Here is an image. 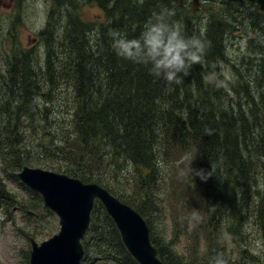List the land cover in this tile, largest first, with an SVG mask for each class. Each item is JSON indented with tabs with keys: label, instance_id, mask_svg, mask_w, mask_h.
<instances>
[{
	"label": "trees",
	"instance_id": "1",
	"mask_svg": "<svg viewBox=\"0 0 264 264\" xmlns=\"http://www.w3.org/2000/svg\"><path fill=\"white\" fill-rule=\"evenodd\" d=\"M15 1L19 10L22 0ZM214 1L220 3L217 12L211 9L199 18L190 2L181 6L178 0H53L39 33L45 65L34 60L35 49L20 51L16 35L14 48L4 51L0 159L8 180L18 182L17 173L36 156L57 157L63 165L51 169L99 184L137 210L165 264H209L220 252L229 264H264V12L255 3ZM85 3L98 5L105 21H84L80 10ZM162 6L175 11L187 34L201 35L208 45L205 66H195L173 86L118 58L108 35L109 30L138 35ZM11 27L13 34L16 23ZM237 29L255 36L251 47L246 45L250 56L239 55L233 63L228 42ZM221 63L234 70L235 82L223 75L218 79L214 65ZM209 74L223 86L206 84ZM181 155L190 168L187 201L201 207L192 230L206 241L204 251L192 245L185 255L175 249L179 232L166 243L155 224L156 213H162L156 199L163 203L166 190L174 191L179 183ZM9 162L17 171L9 174ZM191 167L212 175L206 181L191 179ZM115 178L126 181L120 184L123 192L112 187ZM26 197L35 213L16 203L0 178V206L8 218L9 207L19 205L28 224H34L39 211L54 215L40 194L29 190ZM246 221L253 226L247 229ZM185 224L187 229L190 224ZM225 237L238 247L236 252L227 248ZM84 245L81 264H139L98 201Z\"/></svg>",
	"mask_w": 264,
	"mask_h": 264
},
{
	"label": "rangeland",
	"instance_id": "2",
	"mask_svg": "<svg viewBox=\"0 0 264 264\" xmlns=\"http://www.w3.org/2000/svg\"><path fill=\"white\" fill-rule=\"evenodd\" d=\"M187 2H190V7L193 10V4L190 0H184V5ZM52 3L53 0H22L20 9L17 10L15 0H1L0 75H2L1 64L4 56V51H11V49L14 48L12 38L15 35L18 42L20 43V51L33 52L32 50L35 49L34 51L37 59L34 57V60L38 62L40 66L45 65L46 48L45 44L41 41L39 33L46 26V22L48 20L47 17L50 13ZM227 3L233 4L240 2ZM219 4V2H215L214 0H203L199 5L198 11L194 12H196V15H198L199 18H202L205 17L206 14L209 15V10L211 9H213L214 12H217ZM80 14L84 21H105L104 12L96 4H83L82 9L80 10ZM17 15L18 17L16 21L13 22L17 25L16 30L13 29V34H10L12 28L11 25L13 24H11L10 22H12L13 19L15 20V16ZM205 24L202 25V30ZM238 27L239 24L237 25V28ZM202 30H199L200 34L202 33ZM254 36V33H250L249 35L239 34V29H237L236 33H233V35H231V39L228 42V46L230 48L227 51V54L231 57L230 61L234 63L238 60L239 62V55H241V57L250 56L251 51H246V45L248 44L249 46V41ZM225 65L226 64L224 63L219 64V67L214 65L219 70L218 75H220V78L218 79H221L223 75L226 80L235 82L237 76H234V70L231 67ZM232 85L235 84L233 83ZM177 164L179 171L182 172L178 181L179 183L176 184L174 191L166 190L167 195L164 197L163 203L156 199V202L160 205L161 208V211L159 213H162L160 216L157 215L158 213H156L157 218L155 217V224L159 231L161 230L160 235H162L164 239L167 240L166 243L169 242L168 240L171 237L173 238L174 232H179L175 249L179 254L185 255L191 249L192 245H194L193 247L199 248V251H204L206 241L204 242V235L201 236L200 233V236H197L196 231L194 233L192 230V227L195 225V218L197 217L199 210H201V207L199 209V207H197L195 204L189 203L187 201V199L189 200L190 197H188L189 193L186 190L187 184L185 183V181H189V176L187 174L190 172V168L185 167L186 160L182 155L179 157ZM62 165L63 163L59 158L44 155V157L42 158L36 156L33 164L29 166L35 168H44L45 166L49 168L46 170L63 173L61 171H57L58 169H61ZM53 166H57L55 168L57 170L51 169V167L53 168ZM13 171H17V169L12 168L9 162V174ZM0 178L2 179V185L6 188L8 195L15 196L17 198L15 199L16 203H24L27 211H35L31 207L29 201H27L29 200V197H26V192L18 185H15L14 183L5 179L1 171V162ZM121 182L125 183L126 181L121 178H115L114 183L112 184L114 190L123 192L124 187L120 185ZM190 192H192V190H190ZM193 195L196 200L200 199L198 190H195L193 192ZM254 196L255 195H253V197ZM4 207V204L0 206V264H29V257L27 258L26 255L29 254L31 250L30 239L33 238L40 244L41 242L46 241L53 235L57 234L60 230L59 219L56 213L53 211L52 213L54 215L47 214L45 211H39L38 217L34 218V220H36L34 221V224H28L26 223V219L23 213L16 209L17 207H15V209L9 207V210L12 213L10 215V218H8L5 214ZM19 207H22V205H19ZM190 219H192L191 224ZM246 222L248 223L247 229L253 226L251 225L252 223H250V221ZM185 223L190 224L187 229H185ZM182 233L184 234L182 235ZM225 244L231 252H236V250L238 249V247H236L233 242L231 243L230 238L225 237ZM98 257L99 256H95V258ZM106 263V261L99 260V263L97 264Z\"/></svg>",
	"mask_w": 264,
	"mask_h": 264
},
{
	"label": "water",
	"instance_id": "3",
	"mask_svg": "<svg viewBox=\"0 0 264 264\" xmlns=\"http://www.w3.org/2000/svg\"><path fill=\"white\" fill-rule=\"evenodd\" d=\"M249 1L259 5L264 12V0ZM183 6L184 0H179ZM198 11L201 0H191ZM1 3V0H0ZM20 179L31 189L39 192L45 205L59 216L60 231L47 241L31 240L29 264H80L84 239L91 222L95 200L99 199L114 218L126 248L139 264H164L158 257L150 238V228L142 216L127 204L111 195L97 184H85L67 175L25 167Z\"/></svg>",
	"mask_w": 264,
	"mask_h": 264
},
{
	"label": "clouds",
	"instance_id": "4",
	"mask_svg": "<svg viewBox=\"0 0 264 264\" xmlns=\"http://www.w3.org/2000/svg\"><path fill=\"white\" fill-rule=\"evenodd\" d=\"M143 3V0H140ZM111 48L121 60L144 67L149 74L168 86L177 85L192 74L195 66L206 64L208 45L201 35L187 34L176 19V13L168 7H160L143 24L138 35L129 37L118 30H109ZM206 84L222 87L224 82L212 74L204 77ZM192 165V162H191ZM212 173L191 167L190 177L199 176L206 181ZM209 264H229L223 252L214 255Z\"/></svg>",
	"mask_w": 264,
	"mask_h": 264
}]
</instances>
